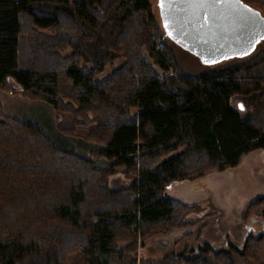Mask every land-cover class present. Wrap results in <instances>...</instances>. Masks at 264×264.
<instances>
[{"label": "trees", "instance_id": "trees-1", "mask_svg": "<svg viewBox=\"0 0 264 264\" xmlns=\"http://www.w3.org/2000/svg\"><path fill=\"white\" fill-rule=\"evenodd\" d=\"M151 9L150 0H0V91L52 107L71 124L58 128L65 137L91 127L82 139L93 154L57 146L0 102V264H235L234 246L151 259L138 243L200 220L201 205L165 196L171 184L264 151V49L184 72L166 44L154 46L165 29ZM239 95L254 99L244 117ZM117 171L131 182L115 190ZM247 211L264 216V195ZM242 254L264 264V234Z\"/></svg>", "mask_w": 264, "mask_h": 264}, {"label": "rangeland", "instance_id": "rangeland-1", "mask_svg": "<svg viewBox=\"0 0 264 264\" xmlns=\"http://www.w3.org/2000/svg\"><path fill=\"white\" fill-rule=\"evenodd\" d=\"M246 3L251 5L252 7L260 10V12L264 15V0H244ZM152 7V16L156 22V25L162 31V20L160 16V11L158 7V0H150ZM164 31V29H163ZM154 46L160 50L165 48H169L171 51V55L173 56L177 65L187 73L199 74L205 70L210 68L218 67L220 65L227 64L231 60H245L254 55H257L264 49V39L258 43L256 49L253 53L246 57L242 58H233L229 60L222 61L217 64H207L201 60L198 56L193 53L185 50L180 45H178L175 41H173L165 32L163 36L156 38L154 41ZM253 96V95H250ZM250 96L239 95L233 98L232 104L235 109H237L242 117L248 115L254 110V99ZM12 97L15 99H19L17 102H13ZM255 97V95H254ZM23 98V99H21ZM0 102L3 106V111L5 114L9 115L6 112V109L9 110L16 117H20L22 120L30 121L31 123H36L44 128L46 133L50 136L52 141L59 147L66 149L68 151H72L78 153L87 158H93V154L91 152V146L85 143L82 139L84 135H86L91 127L78 126L77 134L80 137H65L59 133V126L68 127L69 124L63 115L58 114L52 107L49 105L32 100L24 96L20 91H0ZM239 103L243 104V108L238 109ZM264 151L262 149H257L245 154L240 163L236 167L226 168L222 171H214L205 174L207 179H210V182L213 184L215 188H213V195L206 197L204 202L201 203V213L195 214L192 216L194 219L196 217H201L198 222H202L203 219H206L207 216H213L216 218L215 227L219 230H223L225 227L234 226L239 223V218L242 210L243 220L246 222L247 220H251L258 228L256 235H246V239L242 237L244 233H240V229H238V239L234 240L235 245H232L236 248L234 252L235 264H248L246 257L242 254V248L249 236H260L264 234V216L257 215L254 212H248L247 206L244 209L242 206L247 202L246 193L247 189L251 188V184L254 180L257 179L256 169H260V165L264 166ZM257 159V161H255ZM105 158H100L98 160V165H103ZM215 172H220V174L214 175ZM219 175V176H218ZM202 176V177H204ZM201 178V177H200ZM200 178H196L193 181H198ZM184 181V180H183ZM131 179L128 177L126 173L123 171H117L114 175L109 178V185L112 189H120L126 187L130 184ZM176 183V182H175ZM168 188V187H167ZM170 190V189H169ZM168 189L165 190L167 192ZM252 202V201H251ZM191 217V218H192ZM252 218V219H251ZM207 220V219H206ZM254 220V221H252ZM26 223V222H25ZM209 224H206L208 226ZM236 227V226H235ZM239 228V227H238ZM221 230V231H222ZM170 232V231H169ZM168 233V232H166ZM166 233H157L152 236L146 238L145 246L140 247V242L138 243V255L139 257L151 258V259H161L166 254L172 251H177L178 245H174L173 242L169 240L168 243L162 242L158 239V236H162V234ZM221 243L215 244L216 247H213L216 250L224 249L223 239H221ZM200 242V240H199ZM207 245V243L205 244ZM209 245V244H208ZM211 246V245H210ZM231 246V247H232ZM201 248V247H199ZM198 248V250H199ZM196 250L195 252H197Z\"/></svg>", "mask_w": 264, "mask_h": 264}, {"label": "water", "instance_id": "water-1", "mask_svg": "<svg viewBox=\"0 0 264 264\" xmlns=\"http://www.w3.org/2000/svg\"><path fill=\"white\" fill-rule=\"evenodd\" d=\"M162 20L172 40L211 65L246 57L264 39V18L241 0H167Z\"/></svg>", "mask_w": 264, "mask_h": 264}, {"label": "crops", "instance_id": "crops-1", "mask_svg": "<svg viewBox=\"0 0 264 264\" xmlns=\"http://www.w3.org/2000/svg\"><path fill=\"white\" fill-rule=\"evenodd\" d=\"M11 101L17 102L19 99L12 97ZM9 110L6 109V112L10 115L12 113ZM13 117L16 116L14 115ZM16 118L20 119V117ZM255 161H257V159ZM256 170L258 171L254 172H257L258 177L251 184V188L247 189V202L242 206L244 209L251 201L264 195L263 164L260 165V169ZM216 174H220V172H215L214 175ZM212 185L213 184L210 182V179H207L206 176L201 177L200 180L196 182L193 180L178 181L171 184L167 188L168 191L165 192V196L179 199L186 204H199L203 206L201 203L204 202V199L213 195V188L215 187ZM243 211L244 210L241 212L239 223L237 225L225 227L223 230L221 229L222 231L215 227L216 218L213 216H207V220L203 219L201 223L198 222L196 224H190L179 229L172 230L166 234H162V236H158V239L166 243H168L170 240L174 245H178V247H175L178 248L177 251H172L169 253H179L186 250L189 252H195L199 247L204 246L206 243L212 247H216L215 244L221 243V239L224 241L222 248L229 249L232 245H235L234 240L238 239V234H236L238 229H240L241 234L245 232V234L242 235L244 241L247 237V234L256 235L258 227L253 222H251V220L244 222L245 220H243ZM206 224L209 225L205 227Z\"/></svg>", "mask_w": 264, "mask_h": 264}, {"label": "flooded vegetation", "instance_id": "flooded-vegetation-1", "mask_svg": "<svg viewBox=\"0 0 264 264\" xmlns=\"http://www.w3.org/2000/svg\"><path fill=\"white\" fill-rule=\"evenodd\" d=\"M243 3H245V4H247V5H249L248 3H246L244 0H241ZM250 7H252L251 5H249ZM158 7H159V11H160V16H161V20H162V13H163V11L165 10V8L167 7V0H165V5H164V8L162 9L161 8V6H160V0H158ZM253 9H255L256 11H258L259 13H260V15L264 18V15L260 12V10H258V9H256V8H254V7H252ZM162 26H163V28H164V25H163V20H162ZM167 34V33H166ZM263 40V39H262ZM261 40V41H262ZM174 41V40H173ZM259 43H260V41H259ZM258 45V44H257Z\"/></svg>", "mask_w": 264, "mask_h": 264}, {"label": "snow or ice", "instance_id": "snow-or-ice-1", "mask_svg": "<svg viewBox=\"0 0 264 264\" xmlns=\"http://www.w3.org/2000/svg\"><path fill=\"white\" fill-rule=\"evenodd\" d=\"M165 5V0H160V6L163 9ZM165 27H167V24L165 25Z\"/></svg>", "mask_w": 264, "mask_h": 264}]
</instances>
